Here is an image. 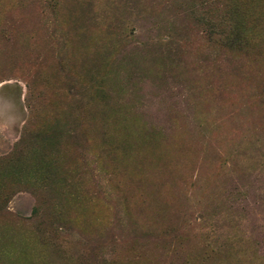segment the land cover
I'll use <instances>...</instances> for the list:
<instances>
[{
    "label": "rangeland",
    "instance_id": "obj_1",
    "mask_svg": "<svg viewBox=\"0 0 264 264\" xmlns=\"http://www.w3.org/2000/svg\"><path fill=\"white\" fill-rule=\"evenodd\" d=\"M0 264H264V0H0Z\"/></svg>",
    "mask_w": 264,
    "mask_h": 264
},
{
    "label": "trees",
    "instance_id": "obj_2",
    "mask_svg": "<svg viewBox=\"0 0 264 264\" xmlns=\"http://www.w3.org/2000/svg\"><path fill=\"white\" fill-rule=\"evenodd\" d=\"M234 40H236L238 42L240 40V37H233V38L231 37L230 38V41H234Z\"/></svg>",
    "mask_w": 264,
    "mask_h": 264
}]
</instances>
